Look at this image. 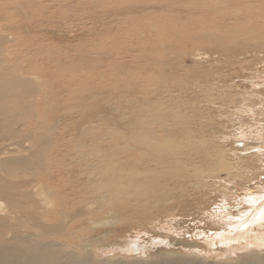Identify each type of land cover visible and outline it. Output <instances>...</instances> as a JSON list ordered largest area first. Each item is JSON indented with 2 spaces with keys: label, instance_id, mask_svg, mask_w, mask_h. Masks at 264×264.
<instances>
[{
  "label": "rangeland",
  "instance_id": "rangeland-1",
  "mask_svg": "<svg viewBox=\"0 0 264 264\" xmlns=\"http://www.w3.org/2000/svg\"><path fill=\"white\" fill-rule=\"evenodd\" d=\"M10 1H4L5 7L8 8L0 4L2 7L0 17L2 15L6 17L8 12L11 15L8 14L7 19L2 17L3 20L0 21L1 34L6 36L9 35L7 33L11 34L8 37L9 42H5L6 45L1 49L2 52L4 48L9 47L3 53L13 58L17 57L18 60L21 57H27L26 60L30 59L29 62L26 61L27 66L32 70L34 65L33 71L37 73H42L44 70L42 75H46L45 78L54 76L61 78L62 76L59 75L65 71L63 68L73 73L74 80L78 79V74H80V79L84 80L81 85L86 86V96L79 102L73 99L76 103L73 100L63 102L64 105L68 104L69 109L67 113L69 117L65 121L69 127L63 137H69L80 126L72 139V145L80 148L83 142L79 139L83 137L85 142H89V147L85 152L90 155L91 159L101 156L104 167H100V170L92 166L81 167L80 173L88 171L86 173L92 177V183L102 177L105 181L112 179L110 182H105L108 187L105 185V189L101 188L108 194L109 191H115L113 197L108 195L115 201L112 202L108 196H105L109 199L103 198L104 201L99 204H96L98 201L95 203V210L98 213L94 215L96 220L93 224L89 223L91 217L89 214L71 216L67 219L64 233L53 236L51 239L65 246L71 244V246L74 245L73 247H85L96 259L138 262L146 259L158 260L161 256L166 260L202 258L203 253H196L193 249L200 247L198 250L204 251L203 239L207 240L205 236L208 237L210 232L216 228L207 220V217L205 219L202 216L204 217L205 212L217 206L219 202L216 194L204 192L205 177L218 176L217 178L222 181L224 174L220 169L212 167L211 164L215 162V157L211 156V153L206 151L207 149L194 146L198 154L195 157L193 151L190 153L193 155V160L198 157L199 161L204 160L199 163V167H190L189 173H199L201 188L199 186L197 190L193 182L191 184L181 183L182 179L190 175L181 167L185 156V138L198 132L210 141L220 140L224 132L231 131L230 139L221 141L222 155H225L229 149L228 142L243 140L240 129L241 133L246 134L249 145L254 146L262 142L261 138H264V123L262 122L264 121H245L239 114L243 112L238 110L242 104H237L235 100L221 101L216 88L224 86L227 89L236 82L240 86L241 84L246 86L255 84L256 80L246 84L242 82V79L246 76L243 70L256 66L248 64L247 67L246 63L254 58L258 51H264V18L262 17L264 16L262 12L264 0L262 2L257 0L263 6L262 9L260 6H258L259 9L257 8L256 5L259 3L256 0L251 1L250 9L246 4L241 5L242 3L238 4L234 0L216 1L218 6L213 2L215 0H15L16 6L12 3L13 0L9 3ZM212 2L217 9L222 8L219 5L228 2L229 8H227L230 12L226 10L219 12L212 8ZM235 3H237L236 6H240L235 7ZM245 7L249 10L246 11ZM244 8L245 11L242 13ZM211 9L215 10V14H212ZM260 9L262 16H260ZM12 10L14 12L11 13ZM234 10L242 15L243 20L246 19L236 21L239 18L232 17ZM4 11H8L6 15L1 14ZM246 12L251 17H246L248 15ZM255 13L262 17V20L258 19L259 16L257 18ZM219 14L220 18L226 19V23H218L219 18L218 20L215 18L219 17ZM224 14L225 17H222ZM251 14L254 16L252 17ZM254 17L258 21L252 20ZM10 18L15 20L9 23ZM199 20L203 22V26L199 25ZM239 23L243 25L239 27ZM244 25L247 28H242L245 27ZM206 27L217 30L211 37L218 40L216 42L220 46L215 50H211L210 46L202 42V34L204 37L211 35V28L205 29ZM205 30L208 33H205ZM227 30H233L234 34L239 32L236 34L239 38H251L250 42H242L244 44L240 42L244 45L243 47L240 43L237 44L238 38L234 40L236 44L230 43L229 41L233 38L230 40ZM248 45L250 48L243 50L245 52L239 49H247ZM252 50H255V54L249 53L253 52ZM246 51L247 55H245ZM193 53L200 54L196 62L190 59ZM56 57L59 59L57 62L59 65L55 63L52 67L49 61ZM56 59L53 61L56 62ZM32 60H35L36 64ZM62 60H65V64ZM233 61L234 63H230ZM37 66L41 68H35ZM57 66L59 74L56 72ZM219 75L224 76V79ZM263 83L264 81L260 84ZM77 87L61 90L58 97L63 99V96H76ZM82 112H85L83 119H81ZM144 120L150 122L151 125L147 127ZM237 134L239 135L235 136ZM126 136L129 138L127 139ZM138 136L144 138L140 143L137 142ZM65 148L69 151V153L66 151L69 155L76 154L74 147L66 145ZM161 148L170 153L178 152L177 160L170 161L165 151L158 154ZM77 151L84 152L82 149ZM147 157L151 158L152 163H146L150 166L143 163ZM135 159L137 169L122 167L123 164L129 165L130 161ZM222 161L227 163L226 158ZM160 164L165 165L166 169L163 170ZM127 170L130 172L133 170V173L139 171L134 174L131 172L130 176ZM119 172L127 175L124 176ZM75 173L77 174L73 172V176L78 177L79 173L78 175ZM115 183L119 185L116 186ZM141 183L146 184H143L141 188L143 192L131 193L139 191L138 184ZM147 186L150 187L149 190ZM106 187L109 190H106ZM214 187L212 186L211 190ZM189 194L200 198L193 202L188 199ZM117 195H121L120 200H117L119 199ZM108 210L113 212H106ZM54 223H58V220ZM75 225L79 226L75 227ZM259 232L260 234L264 232V228ZM242 239L238 240V243L245 246L249 238L244 239L247 242ZM237 245L235 241L230 246ZM125 246L130 247V254L127 253L130 250L124 249ZM67 247L64 249L68 250ZM218 247L213 248L219 250L221 247ZM204 253L206 256L209 255L206 251ZM213 253L218 254L219 251ZM174 254L176 258L173 257ZM177 256L180 257L177 258ZM202 259L207 264L218 260L211 256Z\"/></svg>",
  "mask_w": 264,
  "mask_h": 264
},
{
  "label": "bare ground",
  "instance_id": "bare-ground-1",
  "mask_svg": "<svg viewBox=\"0 0 264 264\" xmlns=\"http://www.w3.org/2000/svg\"><path fill=\"white\" fill-rule=\"evenodd\" d=\"M4 1L7 0H0V4H3L2 5L3 7H5ZM11 1L9 3H11ZM14 1L15 0H13L12 3H14ZM216 1L218 2L220 1L219 0L213 1L216 4V6H218V3ZM234 1L237 2L238 4L242 3L241 5L246 4L249 8L251 7L252 5L251 1L253 0H234ZM260 1L262 2V0ZM260 1L259 2L257 1L259 4H257L254 1L257 4L255 5L257 6L258 9H259L258 6H260L261 9L263 7L260 5ZM15 3L14 5L16 6ZM214 3L212 5L213 6L212 8L218 10L219 12L221 11L225 12V10L230 12V10H228L229 8V6L227 5L228 2L224 4L223 2H221L223 5H219V7L222 8H218V9L215 8L216 6H214ZM237 3L234 4L235 7L240 6V5L236 6ZM5 8L8 7L6 6ZM245 8L247 9L246 11L250 9V8L248 9L247 7ZM245 8L242 11V13L245 11ZM257 8H255V10ZM1 9L2 7H0V10ZM214 9H211L212 14H215ZM7 10L10 11L9 9ZM236 10H234V14L232 13V17H235L234 19L238 17L239 20L236 19V21L239 22L244 21L246 18H244L243 20L242 15H240ZM8 11H4V13L1 14L6 15ZM12 12L14 11L12 10L11 13ZM262 12L264 13V10H262ZM262 12L260 16L263 15ZM8 14L10 15L9 12ZM225 14L222 17H225ZM257 14L255 13L254 15L256 16ZM7 15L6 17H3L2 15V17L7 19ZM244 15L245 14H243V16ZM251 15L252 17L254 16L253 14ZM27 16H29V14ZM227 16L228 18L231 17L230 15ZM248 16L250 15L248 14L246 17ZM258 16L259 15H257L256 17L258 18ZM260 16L258 19H261L262 17L264 18V16L262 17ZM2 17H0L1 19L0 21L3 20ZM232 17L231 20H233ZM215 19L218 20L219 24L226 23V19L220 18V14L219 17ZM14 20L10 18L8 22L12 23ZM252 20L256 22L257 19H255L254 17ZM200 21L201 20H199V25L203 26V22ZM259 22L261 21L259 20ZM250 23L252 24V22ZM243 24L245 23L243 22ZM243 24L239 23L238 25L239 27H241ZM207 28L210 29L211 27H206L205 29ZM242 28L245 29L247 28V26ZM233 30L226 31L227 35H230L229 36L230 40L233 38V40L229 41L230 43L232 42L236 44L234 40H236L237 38H238L237 44H239L240 42L241 43L247 42L251 39L248 37L239 38V35L238 37L236 35L237 33L239 34V32L237 33L235 32L236 34H234ZM206 31L207 30H205V33H208ZM210 31H211V35H209L208 37H204V35L201 33L202 34L201 36L203 37L202 42L205 43L207 46H210L211 50H215L220 46H218V43L216 42L218 40H216L214 37L213 38L211 37L213 36V34L217 32V30L211 28ZM237 31L240 30L237 29ZM241 32L243 33L244 30ZM7 34L9 35L6 36L4 34H1L0 32V264H207L204 261H202L203 260L202 258H207L209 256L218 258V260H215L216 262L213 261L211 264H264V232H261V234L259 232L260 229L262 230V228H264V138H261L262 142L259 144H255L254 146L249 145V143L246 140L247 139L246 134L241 133L242 130L240 129V127H238V129H240L241 138L243 140L237 139V140H233L232 142H228L229 149H227L225 155L221 154V141L230 139L229 137L231 135V131L224 132V135L220 140L215 139L213 141H210L205 137L199 135L198 132H196L195 134H190L185 138V143H186L185 156H184V163L181 165V167L188 174H190L189 173L190 167H199V163H202L204 160L201 159L199 161V157L196 160H193V155H191L190 153L193 151L195 157H197L198 154L197 148H195L194 146L204 148L205 150L207 149L206 151L208 153H211L210 154L211 156L215 157V162L211 164L212 167L216 168L217 170L220 169L221 172H223L224 174V176H222V178L224 177L222 181H220L219 178H217L218 176L217 177L214 176L216 178L209 177L210 175L208 177H205L206 185L204 192H206L207 194L210 192L216 194L217 199H219V202L218 204L214 203L217 204V206L214 205L215 207H212V209L205 212L204 217L202 216V218L207 217V220H209L211 224L214 225L213 227L216 226L213 232H210L208 237L203 235L206 238H208L207 240L203 239V242H205L203 244L204 251H199L198 249L200 247L199 248L197 247L198 249H193L194 251H196V253H203L202 255L204 256L203 257L201 256L202 258L192 259V260H187L183 258L170 259L172 260L170 261V260H166L160 255L162 258L159 256L160 259L158 260L146 259L144 261H138V262L134 260L121 262L117 259L116 260L96 259L89 254V252L86 250L85 247L84 249L81 247L78 248V246L73 247L74 245L71 246V244L68 246V244H66L68 246L67 247L64 244L58 243L57 241L51 239L53 236L61 235L64 233L63 231L66 230L65 224L68 221L67 219H69V217L71 216H75V215L87 216L89 214L91 215L89 219V223L92 222L91 224H93L94 223L93 221L96 220L94 215L97 212L95 210L96 209L95 203L98 201L96 204H99L100 202L104 201L105 199L103 198H106L107 200L109 198L111 199V197L109 196L114 195L115 191H109L110 195L106 193L107 191H103V189H105L104 186L109 180L105 181V179L102 176H100L102 177V179L96 180L95 182L96 184H95L92 183L93 181L90 174L86 173L88 171L83 169V171L85 170L86 172L80 173L81 167L92 166L93 168L96 167L99 170L101 169L100 167L104 168L102 166L103 160H101V156L91 159L90 155L87 152H85V150H87V147H89V142L88 141L85 142V139L83 137L79 139L80 142H83L80 148L75 145H72V139L75 136V134L78 132L80 126H78L76 131L72 132V134L69 137H63L66 134L67 129L69 127L65 123V121L69 117V115L67 114L69 112V109L67 108L68 104L64 105L63 102L73 99L79 102L81 101V99H85L86 96V92H85L86 86L81 85L84 83L83 82L84 80L82 81L80 79L81 78L80 74H78L79 78L74 80L72 75L73 73L67 70V68L66 69L63 68L65 71L62 72L63 74L61 73L59 75L62 76L61 78H57L55 76L50 78L49 77L45 78L46 76L45 73H44L45 76L42 75L44 70L42 73H37L33 71L34 65L32 66L33 68L32 70L30 69L31 67L27 66L26 61L29 62L30 60V59L26 60L25 58L27 57L24 56L23 58L21 57L20 60H18L16 59L17 57L13 58L11 57V55L7 53L6 54L3 53L6 48H4V51L2 52L1 49H3V46L6 45L5 42L6 43L9 42L8 37L11 36L10 33ZM13 45L16 46V44ZM243 46L244 45H242V47ZM250 46L252 47V45ZM254 47L256 48V46ZM249 48L250 47L248 45L247 49L244 48H239V49L242 50V52H245L243 50H248ZM7 49H9V47ZM255 50L257 51V49ZM255 50H252L253 52H249V53L252 54L254 53ZM245 55H247V51ZM197 56H200V54L193 53L190 56V59L196 62L198 60ZM231 56H233V54ZM55 59H50L51 61H49L52 67L55 66V63L59 61L58 58H57L58 60L56 59V62L53 61ZM32 61L36 64L35 60ZM64 61L63 63L65 64ZM60 63L62 62L60 61ZM230 63H234V61ZM244 64L242 65L246 66ZM246 64L247 67L248 64L252 66L253 65L256 66H253L251 68L248 67V69L244 68L246 70H243V73H245L246 76L243 77L242 82L247 84V83H251L253 80H256L254 82L255 84H250L249 86H246L245 84H243L244 85L243 86L241 84L240 86L237 85L236 82L235 84H231L230 85L231 87H228L227 89L224 86H218L216 88V92L221 101L235 100L237 104L239 103L242 104L238 108V110L243 112L242 114L239 112V114L243 116V119L245 121L262 122L264 121V83L263 84L260 83L264 81V51L263 52L258 51L255 54V57L251 58V60ZM238 66L237 68H240ZM38 67L39 69L41 68V66H37L35 68L38 69ZM205 67L208 68V66ZM58 68L59 67L57 66L56 72L58 71ZM238 70L241 71V68ZM217 72H219L218 69ZM225 74L223 75L226 77ZM224 76L221 77H223L224 79ZM76 84L78 87L76 86ZM70 87H77L75 91L76 96L73 97L71 95L63 96V99L58 97L60 95L61 90L63 89L68 90L70 89ZM244 96H248V98H244ZM75 101L73 100L74 103H76ZM63 106L65 107L63 108ZM59 115H63V116H59ZM83 118H85V112L81 113V119ZM144 124L147 127L151 125V123L148 122L147 120H144ZM125 135H129V134H125ZM238 135L239 134L235 136ZM94 137H98V135H94ZM143 139L144 138H140L138 136L137 142L140 143V141ZM239 144L241 145L239 146ZM66 145H70L71 147H74L76 149V154L71 155L73 153L70 152L71 154L69 155L68 154L69 151H67L65 148ZM78 149H82L84 152H79L77 151ZM164 151L167 153V155H169L170 161L177 160L179 156L178 152L170 153L166 149L161 148L158 150L157 153L162 154ZM122 153L124 154V152ZM143 154L147 155V153H143ZM158 158L159 157L157 156V159ZM225 158L227 163L226 162L224 163L222 161ZM150 159H151L150 157H147L143 163L145 165H147L146 164L147 162L152 163ZM222 162L224 164H222ZM122 167H132L133 169H137V160L135 159L132 162L130 161L129 165L123 164ZM161 168L163 170L166 169L165 165H163ZM127 171H128L127 174H130L133 170H131V172L130 170ZM138 171H134V173ZM149 171L152 172L151 170ZM73 172H77V174L75 173L76 175H78L79 173V176L74 177ZM120 173L122 172H119V174ZM123 173H125V171ZM123 173L122 175H124ZM134 173L132 172L131 174ZM110 181H112V179ZM183 182L184 184L186 183L191 184L193 182V186H196L197 190H199V186L201 188V184L199 183V173L190 174L189 176L181 180V183ZM103 183L104 185H102ZM143 184L142 183L138 184V187L140 189L139 191L137 190V192L133 191L131 193L143 192L141 191V188L144 186ZM117 185L119 184L117 183L116 186ZM121 185H122L121 187L123 188V184ZM127 186L128 185H126V187ZM212 186H215L213 190H211ZM101 187L104 188L102 189ZM107 187L106 190L107 189L109 190V188L111 190V186L109 188ZM121 187H119V189ZM146 188L147 190L150 189L149 186H147ZM104 192L106 194H104ZM111 192H113V194H111ZM123 194L126 195L124 191ZM105 196H108L109 198ZM117 196L119 197V199L117 200H120V196L119 195ZM187 197L189 200H192L193 202L200 198L190 194L187 195ZM111 200L112 202L115 201L113 199ZM106 212L112 213L113 211L108 210ZM56 220H58V223H54ZM76 226L79 225H75V227ZM30 229L33 230L29 231ZM252 234H254V236H252ZM242 238L244 239L249 238L248 239L249 242L245 246L238 243V240ZM235 241L237 242L238 245L235 247H231L230 246L231 243ZM217 246L221 248L219 250L217 249L214 250L213 247L216 248ZM66 247L68 248V250L64 249ZM129 248H130L129 246H125L124 249L128 251L130 250ZM205 251L208 252L207 253V255L209 254L208 256H206V253H204ZM214 251H219V253L215 254L213 253ZM101 253H103V251ZM127 253L130 254L131 250ZM194 255L196 254L194 253ZM173 257L176 258L175 254ZM178 257L180 256H177V258Z\"/></svg>",
  "mask_w": 264,
  "mask_h": 264
}]
</instances>
